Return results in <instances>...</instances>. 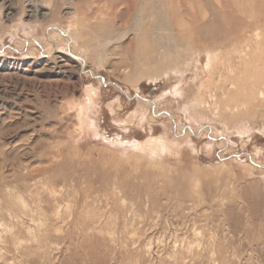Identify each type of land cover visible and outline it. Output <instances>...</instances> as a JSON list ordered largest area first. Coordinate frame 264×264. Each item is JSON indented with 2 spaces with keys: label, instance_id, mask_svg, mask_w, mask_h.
Listing matches in <instances>:
<instances>
[{
  "label": "rangeland",
  "instance_id": "obj_1",
  "mask_svg": "<svg viewBox=\"0 0 264 264\" xmlns=\"http://www.w3.org/2000/svg\"><path fill=\"white\" fill-rule=\"evenodd\" d=\"M169 11L195 69L137 81L135 31ZM255 29L264 0H0V264H264V125L215 119L230 73L205 71L222 48L251 80L227 55Z\"/></svg>",
  "mask_w": 264,
  "mask_h": 264
},
{
  "label": "bare ground",
  "instance_id": "obj_2",
  "mask_svg": "<svg viewBox=\"0 0 264 264\" xmlns=\"http://www.w3.org/2000/svg\"><path fill=\"white\" fill-rule=\"evenodd\" d=\"M209 3V2H208ZM210 4V3H209ZM71 5V4H70ZM242 5V4H241ZM233 7V6H232ZM213 8V7H212ZM235 9V7H233ZM100 10V9H99ZM104 11V10H103ZM221 11V10H220ZM35 12V11H34ZM191 14V13H190ZM197 14V13H196ZM235 14V13H233ZM214 16V15H213ZM240 16V15H239ZM238 16V17H239ZM143 17L142 12H140L137 16L138 21L142 20L141 18ZM234 17V15H233ZM198 17H195V19H197ZM242 19V18H241ZM198 21V19H197ZM217 21V20H216ZM167 22L170 26L171 29H166V26H162L160 28V30L158 31L153 30L150 33L152 35H149L148 37H146V33L143 29H140L141 27V23L138 25V30L135 31L136 36L140 37V42L142 43L139 44L138 46V50L141 51V48H144L142 50V53L145 51V53L141 56L139 55H134L133 56V61L135 62L133 65H135L134 68H131V73L127 72V75H135L134 77L139 76V79L137 81H141L144 80L146 77L147 73H152L155 71H158L157 69H160L161 73L169 67H173L172 70L175 71V73H173L174 75H178L181 74L180 78L183 79L185 78V76H183L184 73H189L192 72L195 67L192 69V71L190 70L192 68V61H191V56L194 55L195 51L198 50V46H193V47H188V41L184 40L181 41L178 36L176 34H173V13L169 11V13H167ZM92 23V22H91ZM202 23V21H201ZM217 23V22H216ZM219 23V22H218ZM224 23V22H222ZM230 23V22H229ZM247 23V22H245ZM93 24V23H92ZM197 24V23H196ZM221 24V23H220ZM218 24V25H220ZM94 25V24H93ZM226 25V24H225ZM197 26V25H196ZM229 26V25H228ZM155 27V24H154ZM219 27V26H218ZM227 30L228 29L227 26H225ZM208 28H211L208 27ZM202 29V28H201ZM218 30V29H217ZM233 30V29H232ZM239 30V29H237ZM220 31V29H219ZM228 32V31H226ZM235 32V31H234ZM249 32V30H248ZM247 34L246 33H241L238 35L237 39H239L238 41H242V39L244 40L243 42H240L239 44H243L241 50L235 53H231V55H227L229 56L228 61H230V63H232L236 57L238 56L240 61H242L243 63H247L246 65L250 66L252 71L248 70L249 72V77L251 80L246 79V75L248 74H241L242 72H237V66L233 67L232 65H230L229 63H227L225 65L224 61H226L227 59H224L223 57V53H222V48L220 49V51H216L213 54L212 60L211 57L209 58V61L206 64L210 65L209 67L205 70L206 72H208V74L210 75V77H208V82L211 81V79L213 78V76L215 75V72H211V70H213L218 63H221L222 66L224 67L225 70H227L230 73V78L228 80V83L230 85L229 91L230 92H234L238 89H240L242 87V83H250L253 86L249 88V95H241V96H237V98H235L234 103L231 101H228L227 97L229 96V91L223 94V97L221 98V100L218 103H222L225 106V111L222 115V113H220V109H215L214 111H212L215 116V119L217 118L218 121H221L222 123H228V119H224L222 117H219V114H221V116L226 117L225 112H228L231 115H234L237 117H239V119H244L246 122H252L254 125H260L261 127H263L264 125V112L261 110H258L264 103H261V101H264V53L262 52L264 50V32L259 31L258 29L252 30L251 32H249ZM219 33V32H218ZM230 33H232V31L230 30ZM229 34V33H228ZM213 35V33H212ZM125 33L121 34L119 37L120 39H123L125 37ZM154 36L156 37L155 41H156V47H154ZM104 37V36H103ZM152 37V38H150ZM227 37V36H226ZM106 39V38H105ZM226 39V38H225ZM61 41V40H60ZM71 41V40H70ZM114 41V40H113ZM237 41V42H238ZM99 43V42H98ZM64 44V43H63ZM65 45V44H64ZM101 45V44H100ZM104 44H102L103 46ZM56 46V45H55ZM101 46V48H102ZM60 47V46H59ZM236 47H240L236 44ZM75 48V46H74ZM110 49V48H109ZM189 50V52H188ZM259 50L261 51V53L259 52ZM76 52V51H75ZM259 52V53H258ZM77 53V52H76ZM99 52L95 53L93 55V57L97 56L95 58L96 63L102 62L103 58L102 56H100V54H98ZM82 54V53H81ZM226 56V57H227ZM196 57H194L195 59ZM204 58V57H202ZM198 59V58H197ZM224 59V61H222ZM200 60V57H199ZM82 61V60H81ZM105 62V60H104ZM239 62V61H237ZM236 63V62H235ZM236 65V64H235ZM241 66V64H240ZM247 66V67H248ZM34 67V66H33ZM246 67V68H247ZM105 68V67H104ZM157 68V69H156ZM189 68V69H188ZM72 69V68H71ZM248 69V68H247ZM189 70V71H188ZM240 71V70H239ZM245 71V70H243ZM70 72V71H69ZM166 72V71H165ZM164 75L168 74L165 73ZM172 72V71H171ZM203 72L202 71H197L196 76L198 78H201L203 76ZM156 75H160L159 73H157ZM85 76V75H84ZM152 76V75H151ZM216 76V75H215ZM86 77V76H85ZM196 77V78H197ZM137 79V78H136ZM170 79V78H168ZM175 79V78H174ZM207 79V78H206ZM220 80H222V75H218L216 76V81L219 83ZM206 81V80H205ZM112 83V82H111ZM173 84V83H172ZM185 85V84H184ZM94 88V87H93ZM217 89V88H216ZM92 90V89H91ZM172 90V89H171ZM204 90V88H203ZM185 91V90H183ZM202 91V89L200 90ZM166 92V91H165ZM164 92V93H165ZM168 93V90L167 92ZM202 93V92H201ZM240 94V93H239ZM200 95V94H199ZM236 95V94H235ZM202 94L200 96V101H199V105L201 103V105L205 106L204 101H202ZM89 98V97H88ZM199 99V98H198ZM241 99H246L249 101H245V102H241ZM91 100V99H90ZM204 100V99H203ZM147 104L151 105L152 103L149 101ZM210 104V103H209ZM196 105H198V102H196L195 104H193L194 107H196ZM198 105V106H199ZM145 106V105H144ZM171 106V104H170ZM86 107V106H85ZM143 109V106H140ZM184 107V106H183ZM214 107V106H213ZM218 107V106H217ZM148 107L146 106L145 109H147ZM169 108V107H168ZM173 108V107H172ZM200 108V107H199ZM202 108V107H201ZM233 109L234 112L230 113V109ZM144 109V111H145ZM171 110V108H169ZM198 109V108H196ZM168 111V110H167ZM197 110H195L194 112H196ZM78 112V111H77ZM86 111H83L82 113H77V117L78 120L80 122V124L82 126H84L83 123H81V118H84L85 115H89V113H85ZM146 112V111H145ZM144 112V113H145ZM172 112V111H171ZM199 112V111H198ZM197 112V113H198ZM222 112V111H221ZM150 113V112H149ZM169 116H171V113H168ZM151 116V115H150ZM154 117V116H153ZM151 117V121L155 122V119ZM166 117V116H164ZM169 118V117H168ZM221 118V119H220ZM246 118V119H245ZM220 119V120H219ZM241 119V120H242ZM167 120V119H166ZM169 120V119H168ZM214 119H212L213 121ZM248 120V121H247ZM211 121V122H212ZM85 122V121H84ZM144 122V121H143ZM150 122V121H149ZM164 122V121H163ZM169 122V121H168ZM230 122V121H229ZM179 123V122H178ZM203 123V122H202ZM251 123V124H252ZM79 124V125H80ZM155 124V123H153ZM250 124V123H249ZM250 124V125H251ZM252 124V125H253ZM80 125V127H81ZM138 125V124H137ZM168 125V124H167ZM171 125V123H170ZM177 125V124H176ZM208 125V124H207ZM139 126V125H138ZM160 126V125H159ZM239 126V125H237ZM79 127V128H80ZM168 127V126H167ZM170 128V127H169ZM236 128V127H235ZM234 128V129H235ZM260 128V127H259ZM264 128V127H263ZM125 129V128H124ZM154 129V127H153ZM165 129V128H164ZM82 130V128H81ZM239 130V129H237ZM170 131V129H169ZM168 131V132H169ZM231 131V130H230ZM240 131V130H239ZM263 131V130H262ZM83 132V131H82ZM146 132V131H145ZM180 132V131H179ZM212 132V131H211ZM241 132H243L241 130ZM170 133V132H169ZM168 133V134H169ZM244 133V132H243ZM242 133V134H243ZM163 134V133H162ZM167 135V134H166ZM211 136V135H210ZM215 136V135H213ZM161 137V136H160ZM166 138L161 137L157 140H153L150 141L149 145H147L148 149L156 152V149L158 150H165L164 152H166L167 149H169L171 151V149H173V146H170V144L168 142H170V140L167 142V136H165ZM212 137V136H211ZM216 137V136H215ZM133 140V139H132ZM189 140V139H188ZM180 141V140H179ZM191 141V140H189ZM172 142H177L175 144H179L178 139L174 140L172 139ZM185 142V141H184ZM182 142V143H184ZM188 142V141H187ZM214 142V141H213ZM148 143V142H146ZM181 143V142H180ZM186 143V142H185ZM184 143V144H185ZM124 144V143H123ZM143 144V143H142ZM188 144V143H187ZM174 145V144H173ZM145 146V145H144ZM144 146H139L140 151L144 152L145 147ZM211 146V145H210ZM142 147V148H140ZM177 147V146H176ZM179 147V146H178ZM135 148V147H133ZM138 148V147H137ZM180 148V147H179ZM210 148V147H208ZM136 149V148H135ZM168 150V151H169ZM175 149H173V154ZM208 150V149H207ZM147 152V151H146ZM154 154V153H153ZM157 154V153H155ZM170 154V153H169ZM165 155V154H164ZM151 156V155H150ZM232 157V156H231ZM145 158V157H144ZM255 158V157H253ZM146 159V158H145ZM153 159V158H152ZM155 160V158H154ZM222 160V159H221ZM157 164V163H156ZM219 164V163H218ZM221 164V162H220ZM249 164V163H248ZM73 165V164H72ZM162 166V165H161ZM249 166V165H248ZM165 167V166H164ZM69 168V167H68ZM166 168V167H165ZM258 168V167H257ZM253 170V169H252ZM87 172V171H86ZM91 174V172H90ZM43 175V174H42ZM6 177V176H5ZM184 177V176H183ZM56 179V178H55ZM85 179V178H84ZM91 179V178H90ZM116 187V186H115ZM206 190V189H205ZM97 191V190H96ZM159 191V190H158ZM204 191V190H203ZM114 196V195H113ZM105 198V197H104ZM116 203V202H115ZM192 211V210H191ZM162 217V216H161ZM152 229V228H151ZM197 231V230H196ZM166 236V235H165ZM164 236V237H165ZM200 237V236H199Z\"/></svg>",
  "mask_w": 264,
  "mask_h": 264
},
{
  "label": "crops",
  "instance_id": "obj_3",
  "mask_svg": "<svg viewBox=\"0 0 264 264\" xmlns=\"http://www.w3.org/2000/svg\"><path fill=\"white\" fill-rule=\"evenodd\" d=\"M153 103L156 104V102L154 100H153ZM168 113H170V112H168Z\"/></svg>",
  "mask_w": 264,
  "mask_h": 264
}]
</instances>
